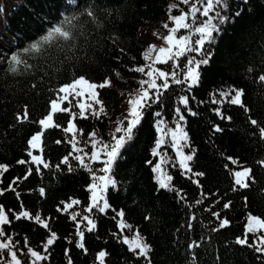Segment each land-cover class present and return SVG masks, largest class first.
<instances>
[{
	"label": "trees",
	"instance_id": "obj_1",
	"mask_svg": "<svg viewBox=\"0 0 264 264\" xmlns=\"http://www.w3.org/2000/svg\"><path fill=\"white\" fill-rule=\"evenodd\" d=\"M169 2L0 0V165L7 166V171L0 169V206L11 220L2 227L16 243L14 250L24 264H30L25 241L47 257L39 264H69V260L71 264H99L100 251L107 254L105 264H264V255L250 246L262 233L249 234V245L235 243L238 237L244 238L249 215L264 218V166L260 163L264 161V138L260 133L264 128V81L259 79L264 75V0H224L226 7L217 9L227 20L222 24L213 20L219 32L214 33L213 43L205 45L204 52L210 54V59L200 68L198 84L191 89L173 84L164 94L162 105L153 104L144 111L133 139L113 164L110 175L116 185L103 194L110 205L104 213L87 211L91 204L88 189L93 175L103 173L99 171L102 163L90 162V172L69 156L70 134L63 130L69 113L54 114L60 127L43 130L38 124L50 111V101L56 98L60 86L80 76L95 83L111 78V87L98 89L107 114L99 119L77 118L74 123L82 130L77 135V148L84 152L90 154L92 150V132L97 133V139L114 143L116 121L126 115L124 112L122 117L119 108L128 107L126 96L138 88L142 78L130 71L145 63L142 54L147 41L140 33L148 24L167 21ZM87 11H93L94 16L89 17ZM65 18L72 20L73 41L58 40L51 47L46 45L42 53H24ZM204 20L200 16L198 23ZM191 38L194 41L199 37L193 34ZM15 54L32 67L20 65L17 74L9 72ZM180 63L185 64L186 58ZM156 67L172 70L170 65ZM229 89L243 90L244 107L227 100L219 105L211 103L214 96L219 99L218 94ZM180 96L189 98L187 107L180 104ZM66 104L63 106L68 107ZM177 108L184 116L182 121L176 115ZM217 108L230 119L217 115ZM72 111L79 109L73 107ZM156 112L161 115L157 117ZM159 120L166 122V126L161 125L165 131L174 130L177 123L181 125L188 135L187 145L181 150L194 152L190 167L202 176L179 167L171 136L157 131ZM215 126L222 131H214ZM38 131H43L42 151L28 144ZM161 138L164 143L158 152L163 155L153 156ZM29 151L49 167L33 163ZM65 156H69L68 164L61 163ZM104 159L102 154L101 161ZM20 160L26 163H18ZM85 160L89 162L87 157ZM161 160L164 173L173 178V190L160 188L156 180L159 175L153 168ZM245 168L251 170L248 187L240 188L234 183V173ZM41 188L44 195L40 194ZM73 200L79 204L65 210V204ZM225 204L230 206L225 208ZM23 211L39 214L48 228L27 218L15 219V214ZM120 211L131 231L120 227ZM73 213L79 215L73 219ZM213 213L228 220V225L219 228L220 220ZM85 216L95 223L91 232L87 231L90 225ZM78 225L84 234L83 249L76 246L80 240ZM51 233L57 239L44 252ZM137 233L151 246L147 259L123 243L125 239L132 243Z\"/></svg>",
	"mask_w": 264,
	"mask_h": 264
},
{
	"label": "snow or ice",
	"instance_id": "obj_2",
	"mask_svg": "<svg viewBox=\"0 0 264 264\" xmlns=\"http://www.w3.org/2000/svg\"><path fill=\"white\" fill-rule=\"evenodd\" d=\"M179 3L186 6L190 4L191 6L188 7L187 11L178 9L177 4L169 6L168 20L173 26L169 27V23L163 24V28L167 31L166 35L154 33V35H157L158 39L163 41V45L159 47L155 44L149 45L142 54L145 63L141 66H136L130 69V71L141 74L144 78L138 81L139 87L129 95V98H127L126 102L128 108L126 115L122 120L116 121L117 126L112 134V140L114 143H105L96 138V132H92L89 134V140L92 141V150L90 154L84 152L83 148H77V144L79 143L77 135L81 133L82 130L77 129L76 124L74 123L77 118L88 119L91 116L99 119L102 115L107 114L98 89L111 87V78H105L102 82L95 83L80 76L73 79L70 83L60 86L56 90V98L50 101V111L38 121V124L43 130L60 127V125L56 124L54 121V114L60 112L69 113L70 119L67 122V128L63 129L66 133L70 134L69 143L72 145V151L69 153V156L75 159L82 168L87 169L90 172L92 171L90 162H101L103 164V167L100 168L99 171L105 173V175L99 177L93 175V183L88 189L91 193V204L87 208L88 212H92L93 209H96L98 212L104 213L109 209L110 205L103 194L108 191L109 186L115 187L116 185V182L110 175L113 164L120 156L121 150L133 139L135 130L140 125L143 118L144 111L151 108L153 104L162 105L164 94L173 84L186 85L189 89L197 85L200 80L201 66L209 63L210 54H205L204 49L206 44L214 42V33L219 32L218 24L213 23V20H218L221 24L227 20V17L221 16L220 12L217 11L218 8L226 7L224 0H179ZM174 9L179 10L178 15H171V12ZM210 13H214V15H210ZM87 15L92 17L94 16V12L87 11ZM237 15H239V13H237ZM200 16L205 17L206 20L198 23ZM72 19H75V17ZM70 25H72V20L65 18L64 21L51 27L47 34L42 36L37 42L32 43L28 48H25L23 50L24 53H42L45 50L46 45L51 47L58 40L65 43L73 41L74 36L72 26ZM182 32L188 34H181ZM193 34L197 35L199 38L193 41L191 38ZM61 49H63V45H61ZM191 53H195V55L190 56L189 54ZM196 56H200L201 58L197 60ZM185 58L186 63L182 65L180 61ZM20 65H23L25 69H30L32 67V65H29L27 61L23 60L18 54L12 55L8 71L17 74L19 72L18 66ZM156 65H170L172 70L165 71L156 67ZM117 75L119 74L117 73ZM259 79L264 81V75L260 76ZM218 95L220 97L219 99L215 98V96L211 99L212 104L219 105L224 100H227V102L232 105L244 107L242 101L244 92L242 89H229L227 92H220ZM70 97L72 99H69ZM73 101H75L74 104ZM65 102L68 103V107L63 106ZM179 102L187 107L189 104V98L187 96H180ZM73 107L78 108L79 112L72 111ZM175 111L178 120L182 121L184 116L181 113V110L177 108ZM215 111L222 119H230V117H224L219 108L215 109ZM24 115L25 118H27V112H25ZM155 115L159 117L161 113L156 112ZM251 124L255 126L257 125V121L251 120ZM161 125L166 126V122L159 120L157 122V131L164 135L171 136V145L177 150L179 167L186 173H192L195 176H202L203 173H193V170L190 167L194 152L192 154H186L181 150L187 145L188 141V135L181 125L177 123L174 130L168 129L167 131H165V128H162ZM214 131L219 132L222 131V129L219 126H215ZM260 133L261 137L264 138V128L260 129ZM42 136L43 131H38L34 134L28 141L29 147L33 150L39 149L42 151ZM57 143H60V141H57ZM163 143V138L157 140L156 148L153 149V156L163 155L157 151ZM73 153H76V155H73ZM80 153H83V155ZM102 154L106 156V159L101 161ZM28 155L32 157L33 163L37 165L43 164L45 168L49 167L40 156H34L32 151H29ZM69 156H65L61 163L68 164ZM85 157L88 158L89 162H86ZM18 163L24 164L26 161L20 160ZM163 163L164 161L161 160L160 163L155 165L153 171L161 173L162 178L159 180L160 188L173 190L171 188V181L173 178L163 172L161 167ZM260 163L264 166V161H261ZM0 169L7 171V166L0 165ZM71 170V167H69V171ZM37 171H39V169H37ZM250 173L251 170L247 168L242 171H236L234 173L235 185L240 188L248 187L246 181L250 178ZM29 174H31V170L29 171ZM26 178L27 177H25V179ZM11 190L15 191V189ZM40 194L44 195L43 188L40 189ZM177 194L180 195L179 193ZM180 198L183 199L184 197L180 196ZM201 202L202 201L199 200L197 201V203ZM74 204H79V201L73 200L71 204H65V210ZM229 206V204L224 205L225 208H228ZM76 215L79 214L73 213V219H75ZM117 215L121 218L120 227L122 229L128 228L131 231V226L123 222L124 212L120 211ZM213 215L220 220L219 228H224L228 225V220L220 218L219 213H213ZM22 217L34 220L41 226L48 228V224L41 219L39 214L33 216L28 211L15 214V219L17 220ZM83 218L87 220L88 225H90V227L87 228V231L91 232L95 228L94 221L87 216ZM194 218L195 217H192V219ZM10 223L11 220L9 219L8 214L3 206H0V264H24V262L18 257L17 251L14 250L16 248V243L7 236L6 231L2 227ZM257 233H264V218L249 215L244 238L238 237L235 243L239 245H249V234L256 235ZM77 235L80 237V240L77 242L76 246L83 249L84 234L83 231L80 230L79 225L77 226ZM56 239V234L51 233L44 246V252L48 251V246L52 245ZM123 243L129 244L130 251L136 253V250H138L139 256L144 257L145 259L148 258L151 246L144 242L143 237L140 236L139 233L136 234L135 240L132 243H129L127 239H125ZM195 246L199 247L198 244ZM250 246H253L261 255H264V235L258 236ZM24 247L27 248L26 255L30 258V264H39L40 261L47 259V257L42 255L41 252L29 247L27 241H25ZM24 254L25 253L21 252V255ZM106 255L105 251H100L98 253L97 260L99 261V264H105ZM5 257H7V259H5ZM69 264H71V260H69Z\"/></svg>",
	"mask_w": 264,
	"mask_h": 264
},
{
	"label": "rangeland",
	"instance_id": "obj_3",
	"mask_svg": "<svg viewBox=\"0 0 264 264\" xmlns=\"http://www.w3.org/2000/svg\"><path fill=\"white\" fill-rule=\"evenodd\" d=\"M172 4H177L178 5V9H183L184 11H187L188 7H190L191 5H183V4H180L179 3V0H170L169 4H168V7H167V14L169 16V6L172 5ZM178 9H174L172 12H171V15H178L179 14V10ZM164 23H169V27H172L173 25L169 22V20L167 19V21L165 22H162L161 24L159 25H147L145 26L144 30L141 31L140 33V37L141 38H145L146 41H147V47L149 45H152V44H155L157 47L159 46H162L163 45V41L161 39H158L157 38V35H154V33L156 34H159V35H165L167 34V31L163 28V24ZM144 78V77H142ZM141 78V79H142ZM139 81V80H138ZM137 85L139 87V84L137 82ZM127 98H129V95L126 96ZM71 98V97H70ZM69 98V99H70ZM127 98H126V101H127ZM67 103V102H65ZM127 103V102H126ZM68 104V103H67ZM66 104V105H67ZM68 106V105H67ZM127 107V106H126ZM126 107H121L119 108V112L121 113L122 117L124 116V112L127 113V108ZM156 148V146H155ZM159 149H157L158 151ZM160 163V161H159ZM100 164V163H99ZM102 167H103V164H102ZM162 169H163V165H161ZM164 170V169H163ZM164 172V171H163ZM156 175H159V177L156 178V180L159 182V180L161 179L160 176H161V173L160 172H155ZM101 175H105V173H102L100 175H97V177L101 176ZM98 182V181H97ZM262 235H264V233H262ZM260 236V235H259Z\"/></svg>",
	"mask_w": 264,
	"mask_h": 264
}]
</instances>
